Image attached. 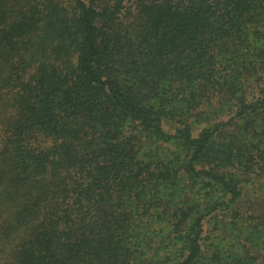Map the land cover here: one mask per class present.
<instances>
[{
	"label": "trees",
	"instance_id": "1",
	"mask_svg": "<svg viewBox=\"0 0 264 264\" xmlns=\"http://www.w3.org/2000/svg\"><path fill=\"white\" fill-rule=\"evenodd\" d=\"M0 264H264V0H0Z\"/></svg>",
	"mask_w": 264,
	"mask_h": 264
}]
</instances>
